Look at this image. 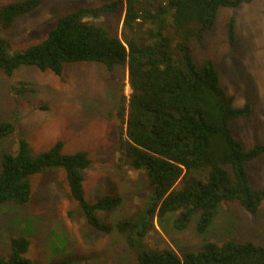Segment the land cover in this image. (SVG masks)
Returning a JSON list of instances; mask_svg holds the SVG:
<instances>
[{
    "label": "trees",
    "instance_id": "1",
    "mask_svg": "<svg viewBox=\"0 0 264 264\" xmlns=\"http://www.w3.org/2000/svg\"><path fill=\"white\" fill-rule=\"evenodd\" d=\"M45 0H18L0 9V27H10L17 16ZM254 0H113L83 6L58 18L42 42L22 51H10L0 35V69L12 75L23 65L63 75L70 62H98L108 70L128 68L130 96L121 97L118 117L125 124L122 161L146 173L145 208L134 217L116 222L117 231L135 250L137 264H264V246L230 238L205 240L199 250L178 253L171 246L156 247L147 237L155 218L170 219L177 230L193 222L206 235L222 208L237 201L253 213L264 202V189L251 185L246 164L264 152V144L246 150L230 129V122L251 113L246 103L236 107L222 84L212 60L198 63L191 42L202 43L216 22L221 6L238 7ZM125 4L124 26L130 36L113 35L97 19ZM235 16L228 22L231 45L236 43ZM175 43V45H174ZM25 88L26 82L21 81ZM11 121H0V136L15 131ZM58 142L38 156L21 137L16 152L3 155L0 169V205L25 204L32 194L31 176L63 167L69 195L81 206L88 223L110 233L113 226L98 211L122 203L120 195H105L95 202L85 196L83 170L91 164L87 151L63 153ZM30 240L11 237L9 254L0 252V264H35L27 257ZM60 261L55 264H69Z\"/></svg>",
    "mask_w": 264,
    "mask_h": 264
},
{
    "label": "rangeland",
    "instance_id": "2",
    "mask_svg": "<svg viewBox=\"0 0 264 264\" xmlns=\"http://www.w3.org/2000/svg\"><path fill=\"white\" fill-rule=\"evenodd\" d=\"M18 0H0V9ZM113 0H45L35 9L16 17L0 35L10 51H22L42 42L58 18L83 6H99ZM125 4L97 21L122 39L130 36L124 26ZM235 16L236 43L231 45L227 26ZM175 45V43H174ZM191 47L195 60H212L220 72L221 84L236 107L251 105V113L230 122L233 136L246 150L264 144V0L238 7L221 6L214 27L202 43ZM25 81V88H21ZM16 87V88H15ZM128 68L116 65L110 71L98 62H68L63 75L23 65L12 75L0 69V121H11L15 131L0 136V169L3 155L16 152L21 137L38 156L63 142V153L87 151L91 164L83 170L85 196L95 202L105 195H120L121 205L98 211L101 220L113 226L106 233L91 226L79 205L70 198L63 167L50 168L31 176L32 194L25 204L8 201L0 205V252L9 254L11 237L30 240L26 255L35 264H137L135 250L117 231L116 222L136 217L146 205L148 180L142 170L122 161L125 124L118 117L121 97L130 96ZM251 185L264 189V152L246 164ZM252 241L264 246V202L256 212L234 201L222 208L206 235L193 222L184 230L170 219L155 218L147 237L150 245L171 246L178 253L199 250L205 240Z\"/></svg>",
    "mask_w": 264,
    "mask_h": 264
}]
</instances>
